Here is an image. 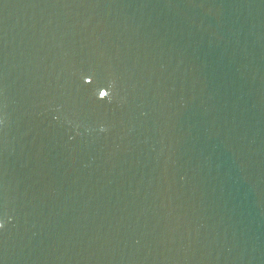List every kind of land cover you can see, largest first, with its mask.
Segmentation results:
<instances>
[{"label":"water","instance_id":"obj_1","mask_svg":"<svg viewBox=\"0 0 264 264\" xmlns=\"http://www.w3.org/2000/svg\"><path fill=\"white\" fill-rule=\"evenodd\" d=\"M0 264H264V0H0Z\"/></svg>","mask_w":264,"mask_h":264}]
</instances>
